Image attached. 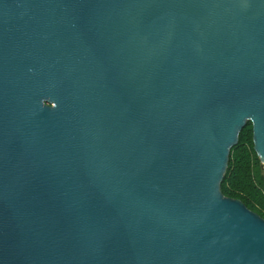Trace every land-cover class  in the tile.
<instances>
[{
    "label": "water",
    "instance_id": "95a60500",
    "mask_svg": "<svg viewBox=\"0 0 264 264\" xmlns=\"http://www.w3.org/2000/svg\"><path fill=\"white\" fill-rule=\"evenodd\" d=\"M246 122L264 0H0V264H264Z\"/></svg>",
    "mask_w": 264,
    "mask_h": 264
},
{
    "label": "trees",
    "instance_id": "16d2710c",
    "mask_svg": "<svg viewBox=\"0 0 264 264\" xmlns=\"http://www.w3.org/2000/svg\"><path fill=\"white\" fill-rule=\"evenodd\" d=\"M220 190L224 197L240 201L264 219V170L253 149L250 122H246L230 150Z\"/></svg>",
    "mask_w": 264,
    "mask_h": 264
},
{
    "label": "rangeland",
    "instance_id": "374dc122",
    "mask_svg": "<svg viewBox=\"0 0 264 264\" xmlns=\"http://www.w3.org/2000/svg\"><path fill=\"white\" fill-rule=\"evenodd\" d=\"M263 166V170H264V165H262Z\"/></svg>",
    "mask_w": 264,
    "mask_h": 264
}]
</instances>
